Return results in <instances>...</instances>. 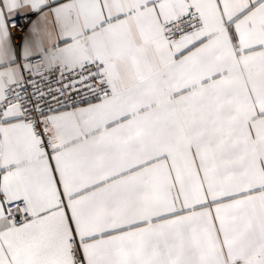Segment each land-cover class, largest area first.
<instances>
[{"label": "snow or ice", "instance_id": "obj_1", "mask_svg": "<svg viewBox=\"0 0 264 264\" xmlns=\"http://www.w3.org/2000/svg\"><path fill=\"white\" fill-rule=\"evenodd\" d=\"M0 264H264V0H0Z\"/></svg>", "mask_w": 264, "mask_h": 264}]
</instances>
